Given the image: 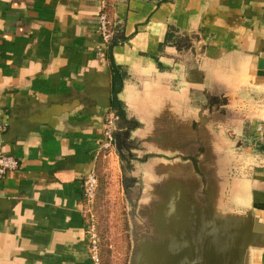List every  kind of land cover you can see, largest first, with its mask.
Wrapping results in <instances>:
<instances>
[{
    "label": "crops",
    "instance_id": "1",
    "mask_svg": "<svg viewBox=\"0 0 264 264\" xmlns=\"http://www.w3.org/2000/svg\"><path fill=\"white\" fill-rule=\"evenodd\" d=\"M106 1L108 45L96 0H0V154L19 163L0 180V264H93L82 180L115 109L139 156L194 127L221 157L249 125L237 199L264 213V0ZM211 97L244 110L213 108V136Z\"/></svg>",
    "mask_w": 264,
    "mask_h": 264
},
{
    "label": "water",
    "instance_id": "2",
    "mask_svg": "<svg viewBox=\"0 0 264 264\" xmlns=\"http://www.w3.org/2000/svg\"><path fill=\"white\" fill-rule=\"evenodd\" d=\"M217 99L211 97L207 105L210 111L226 104L216 117H225V111L244 113L229 107V98L221 97V105ZM115 113L113 145L122 190L125 196L131 188L139 191L129 206L134 236L129 264H257L256 254H264V213L257 205L239 202V167L227 158L231 146L240 152L244 144L227 138L223 156L214 157L212 151L207 157L198 146V130L179 128L173 142L148 145L147 160L140 163L142 149L127 143L129 134ZM212 113L208 120L213 136L217 121ZM187 134L193 148L186 143Z\"/></svg>",
    "mask_w": 264,
    "mask_h": 264
},
{
    "label": "rangeland",
    "instance_id": "3",
    "mask_svg": "<svg viewBox=\"0 0 264 264\" xmlns=\"http://www.w3.org/2000/svg\"><path fill=\"white\" fill-rule=\"evenodd\" d=\"M246 129L249 131V128ZM237 139L244 144V148L238 152L231 146L227 158L234 160L233 163L243 164L248 161L254 142L244 135H239ZM105 156L96 172L98 184L95 199L90 205L84 204V220L87 228L93 227L98 239V264H129L134 252L131 231L133 212L129 206H134L139 191L137 194L133 192L131 200L124 195L118 156L114 149L107 150ZM87 246L89 250V243ZM254 260L257 264H264V254H256Z\"/></svg>",
    "mask_w": 264,
    "mask_h": 264
},
{
    "label": "built area",
    "instance_id": "4",
    "mask_svg": "<svg viewBox=\"0 0 264 264\" xmlns=\"http://www.w3.org/2000/svg\"><path fill=\"white\" fill-rule=\"evenodd\" d=\"M100 5V12L98 15V33L102 42L106 45L110 44L113 35V21L107 12V1L96 0ZM114 117L112 114H107L103 122V141L100 144L101 149L104 151L114 149V133H113ZM19 167L18 161L10 156L0 154V180L4 179L5 175L9 171L17 170ZM97 175L95 171H88L82 180V197L85 204L90 205L93 203L97 190ZM88 243H89V255L93 264L99 263L97 254L98 239L94 233L93 227L87 228Z\"/></svg>",
    "mask_w": 264,
    "mask_h": 264
},
{
    "label": "flooded vegetation",
    "instance_id": "5",
    "mask_svg": "<svg viewBox=\"0 0 264 264\" xmlns=\"http://www.w3.org/2000/svg\"><path fill=\"white\" fill-rule=\"evenodd\" d=\"M216 98H218L217 99V101L220 103V105H221V97H216ZM226 105V104H225ZM225 105H223V106H219L220 108L218 109L219 111L220 110H222V107H224L225 108ZM216 107H218L217 105H215L213 108H216ZM208 108V107H207ZM212 108V109H213ZM212 109H211V111H212ZM119 112V111H118ZM118 112H116L115 113V118L117 117L120 121H122L123 122V125L125 126L124 128H123V131H125V132H128V134H129V138L127 139V143H130V144H132V145H136L137 144V140L136 139H132L131 138V134H132V132L133 131H135L139 126V124H137L136 122H134V121H132V120H129V119H126L125 118V115H124V113H118ZM246 127L247 128H249V125H246ZM246 129V128H245ZM118 131H120V130H118ZM244 136H246V138H249V136H250V131H248L247 129L245 130V132H244ZM132 153H133V151H132ZM206 155V154H205ZM147 160V154H142L141 156H139L138 157V162H145ZM133 192L135 193V194H137L136 192H137V188H131L128 192H126V196H128V198H130L131 197V195L133 194ZM130 200H131V198H130Z\"/></svg>",
    "mask_w": 264,
    "mask_h": 264
},
{
    "label": "trees",
    "instance_id": "6",
    "mask_svg": "<svg viewBox=\"0 0 264 264\" xmlns=\"http://www.w3.org/2000/svg\"><path fill=\"white\" fill-rule=\"evenodd\" d=\"M118 113H121L120 111Z\"/></svg>",
    "mask_w": 264,
    "mask_h": 264
}]
</instances>
